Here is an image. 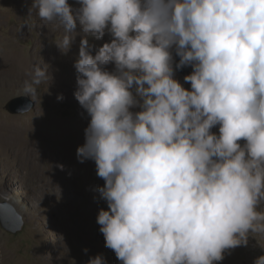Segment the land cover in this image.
Returning <instances> with one entry per match:
<instances>
[{
    "label": "clouds",
    "instance_id": "1",
    "mask_svg": "<svg viewBox=\"0 0 264 264\" xmlns=\"http://www.w3.org/2000/svg\"><path fill=\"white\" fill-rule=\"evenodd\" d=\"M78 2L33 0L28 17L60 23L65 54L82 29L75 97L91 119L77 157L105 181V246L122 264H216L264 235V0ZM187 66L190 90L174 78Z\"/></svg>",
    "mask_w": 264,
    "mask_h": 264
},
{
    "label": "rangeland",
    "instance_id": "2",
    "mask_svg": "<svg viewBox=\"0 0 264 264\" xmlns=\"http://www.w3.org/2000/svg\"><path fill=\"white\" fill-rule=\"evenodd\" d=\"M68 2L74 9L80 7L78 0ZM32 4L33 0H0V200H10L25 220L24 228L15 233L0 224V264H74L98 254L107 264H122L105 246L97 223L99 211L108 210L98 191L105 181L98 177L94 160L81 163L71 152L73 144L85 143L91 119L75 97L74 64L82 29L78 24L65 54L57 46L65 34L63 26L41 20L35 9L28 17ZM111 39L108 33L99 40L90 37L92 54ZM44 63L49 65L48 78L37 86L38 95L27 96L25 81H30L35 65ZM106 70L114 71L115 65ZM184 77L175 72L174 78L190 90ZM19 96L32 98L35 105L30 111L11 113L6 104ZM75 129L80 133L74 138ZM212 131L218 134L219 126ZM261 255L264 235L253 234L247 246L226 252L216 264H254Z\"/></svg>",
    "mask_w": 264,
    "mask_h": 264
},
{
    "label": "water",
    "instance_id": "3",
    "mask_svg": "<svg viewBox=\"0 0 264 264\" xmlns=\"http://www.w3.org/2000/svg\"><path fill=\"white\" fill-rule=\"evenodd\" d=\"M175 55V54H174ZM175 61H179V57H175ZM192 67L187 66L183 69H178L175 72L183 73L185 76L191 74ZM35 105L34 100L30 97L19 96L11 99L6 104V109L11 113H24L22 110H26L28 106L31 108ZM0 224L3 228L10 232H19L25 226V220L23 215L17 210L15 205L8 199L0 200ZM96 255H89L85 259L74 264H88L90 258Z\"/></svg>",
    "mask_w": 264,
    "mask_h": 264
},
{
    "label": "bare ground",
    "instance_id": "4",
    "mask_svg": "<svg viewBox=\"0 0 264 264\" xmlns=\"http://www.w3.org/2000/svg\"><path fill=\"white\" fill-rule=\"evenodd\" d=\"M75 130H76V132L73 133V137H74V138H75V136H77V135L80 133V131H79L78 129H75ZM80 146H82L81 143H75V144H73V149L71 150V152H72V154H73L74 156L77 154V149H78V147H80Z\"/></svg>",
    "mask_w": 264,
    "mask_h": 264
}]
</instances>
